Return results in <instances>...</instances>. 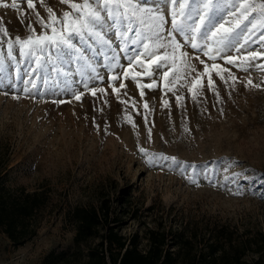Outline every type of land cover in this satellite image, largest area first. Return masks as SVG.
I'll use <instances>...</instances> for the list:
<instances>
[{"label": "rangeland", "instance_id": "374dc122", "mask_svg": "<svg viewBox=\"0 0 264 264\" xmlns=\"http://www.w3.org/2000/svg\"><path fill=\"white\" fill-rule=\"evenodd\" d=\"M0 157L49 195L0 264L71 250L67 210L101 195L140 249L156 225L193 251L264 234V0H0Z\"/></svg>", "mask_w": 264, "mask_h": 264}, {"label": "trees", "instance_id": "16d2710c", "mask_svg": "<svg viewBox=\"0 0 264 264\" xmlns=\"http://www.w3.org/2000/svg\"><path fill=\"white\" fill-rule=\"evenodd\" d=\"M48 197L41 188L9 187L7 160L0 157V230L13 246L24 245L35 236L39 215L47 208ZM118 202L119 207L125 203L123 199ZM110 203L107 195H101L98 205L70 207L66 218L74 227L73 247L57 254L51 250L43 263L76 260L77 254H81L84 259L79 264H264L261 231L257 236L235 240L225 229H215L202 248L193 251L195 233L187 235L182 228L173 231L156 225L145 229L146 245L145 249H140L142 236L138 232L126 236L118 229L120 214L112 211ZM94 239L97 242L89 245Z\"/></svg>", "mask_w": 264, "mask_h": 264}]
</instances>
